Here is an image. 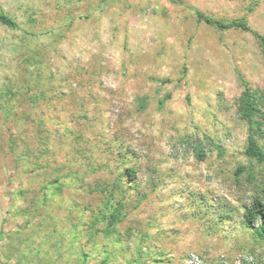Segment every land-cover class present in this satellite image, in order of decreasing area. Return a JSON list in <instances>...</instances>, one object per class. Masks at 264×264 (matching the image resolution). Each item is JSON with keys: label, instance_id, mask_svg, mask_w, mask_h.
<instances>
[{"label": "rangeland", "instance_id": "obj_1", "mask_svg": "<svg viewBox=\"0 0 264 264\" xmlns=\"http://www.w3.org/2000/svg\"><path fill=\"white\" fill-rule=\"evenodd\" d=\"M194 10L245 20L253 31L219 29ZM0 11L20 26L0 23V92L12 86L15 110L40 113L52 145L63 147L58 163L75 155L71 129L97 144L96 157L107 161L90 179L113 181L126 166L137 169L127 195L138 204L119 224V242L112 248L102 237L85 240L88 264H127L138 248L142 257L134 264H264L258 223L244 219L252 200L264 197V162L245 154L240 113L247 88L260 95L264 110V43L256 36L264 35V0H0ZM27 56L36 58L49 90L36 109L20 97ZM140 96L149 102L143 110ZM6 128L0 120V262L79 264L69 240L51 262L58 247L50 242L19 254L32 213L24 217L14 208L33 205L17 185L34 186L36 172L8 169L13 164L1 151ZM258 142L264 150V126ZM82 195L67 190L65 215ZM109 249L115 255L101 262Z\"/></svg>", "mask_w": 264, "mask_h": 264}, {"label": "trees", "instance_id": "obj_2", "mask_svg": "<svg viewBox=\"0 0 264 264\" xmlns=\"http://www.w3.org/2000/svg\"><path fill=\"white\" fill-rule=\"evenodd\" d=\"M194 12L198 20L219 29L241 28L253 31L251 26L242 19L223 21L213 19L200 10H194ZM0 23L13 29L20 28L15 19L2 11H0ZM256 36L261 43H264L263 34L256 33ZM25 60L28 66V77L20 97L24 99V103L36 109L37 105L41 103L40 99L44 98V94L49 90H45L42 85L41 73L39 74L38 69H36V58L27 56ZM46 87L49 88L47 85ZM4 92H0L1 104L4 105L0 112V120L2 123H6L7 128L1 130V138L3 139L1 151L13 164L8 169L14 173L17 169L20 176L28 173L27 169H20L21 165L36 172L32 175L36 182L34 186L23 180L19 181L20 176L16 177V180L19 181L17 194L22 197L23 202L27 205H33V208L20 206L14 208V210H19V214L24 217L30 218L29 214L32 213V219L30 218L26 222L29 227L25 231L24 240H21L24 245H21L18 250L19 254L24 258V253L28 254L29 247L50 242L53 249L58 247L55 252L50 249L46 252V256H50L54 252L50 259L51 262L65 248L62 242L69 240L72 244L69 246L68 252L73 250L76 254L74 260L79 264H88L91 251L84 242L95 243L98 237H102L108 239V245L110 244L109 246L112 248L119 242V235H121L118 228L119 224L138 204V201L136 204L132 203L127 195L128 189L132 187L128 180L135 179L137 169L128 165L115 175L113 181L101 175L90 179V174L101 172L107 161L103 162L96 157L97 153H100L97 144H93L92 141L89 144L86 143V140L81 139L83 136L85 137L82 131H77L74 134L76 131L71 129L69 131L72 133L73 149H76L75 155L72 157L65 156L62 163H58L57 154L63 147L58 146L56 148L52 145L50 140L52 132L44 127V119L40 113L15 110L13 108L15 103L12 102V99L16 93L12 92V86H6ZM165 100L159 101L160 108L164 105ZM148 103L147 97H139L138 106L140 110L147 108ZM240 113L247 124L245 154L258 162H264V150L258 142V137L264 126L262 99L250 88L243 92ZM65 130L63 133L66 132ZM195 150L198 158L203 159L202 147L196 145ZM73 187L77 188L78 192L83 193V200H77L72 208L68 205L65 209L68 210L65 215L62 211L64 209L62 203L65 200L67 190H71ZM10 212L13 214V209ZM63 217H66V221L61 223ZM244 219L246 224L251 227L258 223L257 230L260 236L264 238V197H256L252 200L245 209ZM40 228L44 231V237L34 238L33 233ZM2 236L3 231H0V237ZM29 239L30 242L27 243ZM114 253V249H109L100 261L103 262L109 255H115ZM141 257L142 253L138 248L134 259H130L128 263L134 264Z\"/></svg>", "mask_w": 264, "mask_h": 264}, {"label": "crops", "instance_id": "obj_3", "mask_svg": "<svg viewBox=\"0 0 264 264\" xmlns=\"http://www.w3.org/2000/svg\"><path fill=\"white\" fill-rule=\"evenodd\" d=\"M0 264H3V263L0 262Z\"/></svg>", "mask_w": 264, "mask_h": 264}]
</instances>
